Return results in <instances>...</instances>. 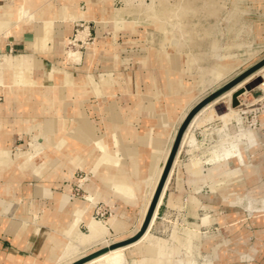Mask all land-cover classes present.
I'll return each instance as SVG.
<instances>
[{
    "label": "bare ground",
    "instance_id": "obj_1",
    "mask_svg": "<svg viewBox=\"0 0 264 264\" xmlns=\"http://www.w3.org/2000/svg\"><path fill=\"white\" fill-rule=\"evenodd\" d=\"M240 1L241 0L234 1L233 9H232L233 11L231 12V15L232 16L237 15L238 19L242 17V14L240 15L241 11L236 10V7ZM133 2L134 0H125V3L128 8V9L126 8L125 10L129 14L131 13H137L139 15L144 14L147 17V19L151 20V21H147L149 22V25L154 26L155 24H159V28L164 31L166 30L165 23L169 22V25L172 26L173 28L172 30L174 32L173 36L171 35L169 36L170 38L172 37L173 39L172 40L173 42H171L170 40V42L172 43L171 45L173 44L177 46L183 45L184 47L183 42H181L182 39L180 40L179 43L180 37L178 38L177 37L178 35L175 34L176 33L174 31L175 29L182 30L181 35L186 36V38L188 39L186 42L187 46L185 45V47H189L190 45L198 41H199L198 46H201L200 44L203 43L202 38L198 37L199 31L198 32L192 31L195 30V28H197L196 26L194 27V29H191V27L189 28L188 27L189 25L187 26V24H186L187 27L184 26L185 24V23L183 24L184 20L181 23L180 21L175 19V17L176 18L180 17L179 13H181L182 15V13L184 12L186 13V11H190L191 2H187L190 3L189 6V4L179 5V3L181 4L183 3L180 1L178 4H176L177 2H175L174 5H171L168 3V0H151V3L149 4H145L146 2L144 3L143 0H140V3L137 5L136 8L134 7ZM101 7L107 11L104 5L103 6L101 5ZM132 7H134L137 10L133 12ZM217 8L220 9V7L218 6L216 7V9ZM217 10L215 11L217 12ZM89 12L90 11H88L87 13L86 12L82 13L80 15L90 16L91 14L88 15ZM185 13L183 15H186ZM186 16L187 17L183 16L182 18L185 19L189 18L188 17L189 13ZM14 19L16 18H13V10L11 8L3 9L2 12H0V41L5 37L9 38L10 41H13L15 36L20 35L22 37V41H24V44L30 47L32 53L26 56L17 55L14 58H8L6 54L2 55L4 56L2 68H4V70L7 72H11V74L9 76L10 79L6 78L7 80H10V82H8L7 84L6 79H4V75L1 76L2 70L0 69V82L4 85L5 88H10L9 90L10 92H13L12 94L13 96L11 97H16V94L20 91L17 88H19L20 86L19 84H23V72L36 67L34 62L32 61V58L34 57V55H36L35 54L37 50L36 48H39L40 50L37 51H40V53H42L46 47V43L49 42L50 39H52L54 42L57 40L59 44H64V42L60 38L62 36L59 34L60 32L58 33L59 35H57L56 33L54 34L52 32L53 30L50 22L44 21L39 25H35L32 12L28 10L26 7H24V5L19 12V18H17V20ZM236 22H238V20ZM135 24H140V22H136ZM243 25H246V23H243ZM104 26L105 25L102 24L103 28ZM246 26H247L246 27L247 30H249V28L251 27L248 24ZM233 31H234V26L233 27L230 26V28H228L227 34H231ZM52 34L54 35L52 36ZM216 34H214V36L212 37L213 39L211 40V42H213L214 45L215 42L217 41L218 42L220 41L221 43L224 41L223 40L224 38L222 39L223 40L222 41L217 37ZM100 43H101V47L99 51L96 49L95 46L88 47L87 50L88 56L95 55L97 57L99 54L103 53L102 45L104 44V42L100 40ZM245 45H246L245 40H242L240 42H230L229 40L225 43L223 42L221 47L214 46L213 49L215 51L220 50L222 53H226L233 48L240 49ZM163 46H165V44H163ZM152 52H153L152 53V57H153L154 51ZM164 52H166L167 58L163 57L159 52V59H160L159 62H161V64L167 65L168 62H171L174 59H176V57H174L173 55L174 54L173 52H171L170 50L169 52L167 51V47L164 48ZM259 52L260 51L255 52L253 49L252 50L248 49L246 52L247 58L244 59L246 61L243 60L241 61L237 60L238 62L236 60L228 61L225 60V57H229V56L220 57L218 63H221L224 66V69L229 72V74L226 75L224 71L214 67L212 73L209 75L208 80H205V78H203V80L199 84V86H202L203 89L200 90L198 94L196 93L194 98L186 102H184V100L179 101L180 103L183 104V108L182 110L180 109L181 111L177 114L178 116L176 118L174 117L175 119L169 123L168 127L166 124V114H165L168 110L167 106L163 107L159 103H151L149 107L141 106L140 108L137 107L135 110H133L135 112L137 111L138 113H140V115L142 114L145 116L143 117V126L141 131L134 129L131 126L130 121H127L126 123H124V125L120 126L121 123H116L113 117H111V119L108 118L109 122H107V131L105 136L102 134L103 136L101 138H99L95 142H92L91 133H90L92 128V122L90 121V118H88V116L81 115L79 106H76L75 110L73 111L75 118L72 117V120L70 122L71 127L72 125L75 124L76 127L72 128V135L71 133H69L70 137L68 136V134H67L68 138L65 135H62L64 138L62 137V139L60 138L59 142L57 141L58 143L56 142L52 144L48 142L51 138L50 139L47 138L48 139V140L46 139L47 141L44 140L43 136L41 135L42 133L40 132V135L42 137L37 133V136L35 137L33 136L30 138L29 147H27L26 150L21 149L15 154H11L8 148H4L0 146V168L5 169V168L15 167V169L23 175L26 173L28 174L35 173L37 174V176L38 175L42 176L43 179L44 178L50 179L54 176L55 177L60 176L59 178L70 177L71 174L73 173L74 168H80L92 174L93 177L92 180H94L95 182L92 188L84 186L86 181L91 179H88L86 177L85 179L79 181L81 186L84 188V190H86V195L84 200L78 199L75 209L73 210V212L71 211L72 214L75 215L73 221L67 227L63 229L61 228L62 231L60 237L59 235L58 236L53 235L51 237V243L53 247L60 248V250L62 249V254L60 255V259L74 254L77 255L79 251L89 248L93 245H96L97 243H103V247H108L114 244V243H110L109 240L111 238L108 240L107 236L110 234V229H114L116 232H118L121 229L120 227L121 224L117 218V215L121 209L130 208L131 212L136 210L139 211V214L137 215L140 217L138 226L132 229L133 230L132 235L135 234V231H137L140 228L148 212V209L151 205L154 193L157 189L158 183L160 181V178L168 161L169 155L171 153L174 141L176 139L179 128L181 127L183 121L186 119L190 111L198 103H200L203 99H205L208 95L217 91L218 89H220L221 87H223L224 85H226L227 83H229L230 81H232L233 79H235L236 77L247 71L248 69L246 68V65L250 64L252 65L251 67H253L259 61L264 59V54L259 55ZM66 54L68 56H74L75 60L80 61V57H81L80 53L67 51ZM142 61L144 65L148 60H142ZM42 67H43L41 73L42 78L40 80H42L41 84H43L45 87L51 88L49 87L50 84L51 85L61 84L65 80L66 81L69 80V82L74 83L73 76L71 77L70 80L69 73L64 74L62 72L59 73V75H56L54 71L55 69L51 67L50 64L47 63L46 66H42ZM86 77L87 80L84 83L77 84L75 82L78 85L76 86V88L78 90V94H77L78 99L80 100H82L83 97H86L89 93L91 94L101 93V88L103 89V87L105 88V90H107V94H109V96L111 92L114 91V89H116V87H114V85L112 84V82L115 81L112 72L101 73L99 76L100 80L98 81V83L95 84H92V80L90 79V76H86ZM173 78H174L173 82L176 83L177 76H174ZM257 78L261 79V81L256 88L264 89V65L258 68L256 71H254L252 74L247 76L242 81L238 82L230 90L224 92L220 97H218L211 103L203 106L191 118L181 138L179 148L173 160V164L167 176L160 198L157 202L149 227L146 230V232L142 235V237L133 244L118 247L113 250H109L108 252L94 258L93 260L89 261L86 264H165V262L167 261H169L170 263V261L173 259V256H175L177 249L180 250L182 248L185 251L187 259H180L177 261V264H197V261L192 257L193 250L197 249V253H200L199 252L200 248L202 249V247L207 244L215 246L216 257L214 258H216V261L221 260L224 254L223 256H221L219 253L220 251L218 250L220 249L219 242L209 243L207 240H203L200 233V226L197 223L189 226L191 228L188 229L185 228L181 230L182 232L181 234H176V231L178 230L174 229L173 234L171 235V241H168L162 237H154L151 234V229L155 224V221L159 214V209L164 201V196L167 192L169 183L172 178L173 170L175 169L176 166V160L179 154V150L182 148L183 144L187 142V140H188V147L191 148L189 152L192 153V151L195 149L198 151L199 149H203L202 142L200 143L195 138H189L188 136L189 131L194 126H202V125L209 126V124L212 125L208 127V129L203 131V134L205 136L203 137L205 138V140L210 141L208 145L209 147L207 146L208 148L206 147V149H204L205 151L202 152V154L204 153L203 156L199 154L198 155L192 154L191 157L189 158V161L187 163L185 162V164H182V166L179 168V169H186V172H188L190 175H192L195 178L191 180L193 195L188 197L189 200L188 203L192 207L193 215L196 218H199L198 211L201 208L206 209L210 207L209 204H206L207 202L203 203L201 201V197L199 193L201 192V189L204 187L203 185L206 186L209 185L210 193L201 196H203L204 198L217 199L219 195H222V199H224L225 197H227L228 195L227 193L230 194V192L228 191L225 194L224 191L222 190L227 191V188L229 187V183L232 182V180L236 179L239 182V180H241V175L244 171L247 170L249 171L247 175L248 179H250L251 176L250 174L251 169H252V173L256 172V168H254L253 166H251V164H249L250 162L248 158V152L256 151L255 147L259 145V138L263 134H261L258 129L250 128V127L246 128L243 125L244 119L242 118L240 111H238L234 106L236 105L237 101H239L238 96L240 93H242V96H245L248 92H250L246 89V85H248L250 82H252ZM87 83H89L91 87H89ZM119 85L120 84H118L117 89L119 88ZM208 86L210 87L207 88ZM13 88L15 89V91H17V93L14 92ZM17 96L21 98V93H18ZM44 97L46 100L47 96L45 95ZM222 99H226L224 102H222L226 104V107L225 110L219 112L216 109L217 108L216 106L219 103V101ZM104 100L106 101V98ZM80 103L81 101L77 102L75 105H78ZM107 109L108 107L100 108L101 111L102 110L106 111ZM157 111L161 113L159 117L160 119H158L157 124L159 122H162V125L158 124L156 126V132L154 134H150L151 129H149L148 126L149 124L152 125L153 122L155 123L154 113ZM108 112H110V109H108ZM73 114L71 115L73 116ZM66 118H68V116H66ZM234 122L238 124V127L240 129L237 134H232L230 132V125L234 124ZM116 124L118 127V139L116 140V143L119 145L120 148L119 155L122 156L131 155L129 162H125V163L121 162V160L119 159L120 157L118 158V153H116V151L113 149L112 144L114 143L111 142L114 140H112L111 138V133L113 132L112 129L113 126H116ZM30 128L32 129V126H30ZM210 130L212 131L211 133L208 132ZM81 138L87 141H91L92 143L86 145V147L83 146L82 148H80L79 151H77L78 149L77 145H79V143H77V140ZM131 139L133 141L129 144ZM66 140H69V142H71L70 143L71 145H67ZM138 143L139 146L137 148ZM92 144L93 145L96 144L97 146V150L94 153L92 150L94 146ZM132 144H134L136 148H132L131 147ZM201 151H199L200 154ZM91 152L92 155L94 154L93 155L94 160L92 162H89L88 157L90 156ZM38 157H40V159H38ZM232 163H236L237 165L235 167H232ZM206 164H208V166L210 165V167L206 168L205 167ZM65 166H67L68 169H70V172L68 174L64 173L63 167ZM204 171L207 172L204 173ZM16 173L17 172H15V174ZM199 182H201L203 185H200ZM226 182L227 184H225ZM47 185L49 184L47 183ZM177 185H178L177 189L179 193L172 192L170 194L169 199L167 200L169 208L173 207L174 205L176 206L178 204L180 205L183 204L181 199L184 189L182 186V179L179 175H178ZM235 199H236V203L243 206L244 209L248 211L250 210V212L256 209L259 210L264 209V205L255 206V202L258 200L254 201L252 198L248 197L247 194L243 197L237 196ZM101 201H103L105 204H108L113 208V214L105 222L96 220L91 215V212L94 209L95 205ZM115 202L118 203V206L114 205ZM85 219L87 221V227H88L87 233L78 230V225L81 223V221ZM147 244H149L148 246L152 247L150 248L152 249V251L148 252L146 246ZM217 247L219 248L217 249ZM147 254L148 256L146 257ZM81 258H83V256L78 255L76 261ZM60 259L58 261H60ZM213 260L212 261L209 260V262L204 261L202 264H214L215 260L214 263ZM71 263H73V261L69 262L68 264Z\"/></svg>",
    "mask_w": 264,
    "mask_h": 264
},
{
    "label": "rangeland",
    "instance_id": "obj_2",
    "mask_svg": "<svg viewBox=\"0 0 264 264\" xmlns=\"http://www.w3.org/2000/svg\"><path fill=\"white\" fill-rule=\"evenodd\" d=\"M143 1L144 3L146 2L145 4L151 3V0H143ZM179 1L186 4L183 3L181 4L179 3ZM184 1L168 0V3L174 5L175 2H177L176 4L179 3V5L189 4L190 6V3L187 2H191L190 11H186V13L184 12L186 15H188L189 13L188 16L189 18L187 19L182 18L183 16L185 17L187 16L183 15L184 13H182L183 16L181 15V13H179L180 17L179 18L175 17V19L180 21L181 23L184 20L183 22V24L185 23L184 26H186L187 24V26L189 25L188 27L189 28L191 27V29H194L195 26L197 27L195 28V30L192 31L193 32L199 31L198 37H201L203 40V43L200 44L201 46H198L199 44L198 41L196 42L197 44L194 43L190 45L191 47L189 45H188L189 47H185V45L187 46L186 42L188 39L186 38V36L181 35L182 30L180 29H175L174 31L176 32L175 34L178 35L177 37L178 38L180 37L179 43L180 40L182 39L181 42H183L184 47L183 45L182 46H177L175 44H173L175 46L171 45L173 39L172 37L170 38L169 36L170 35L173 36L174 32L172 30L173 29L172 26L169 25L168 21H167L168 23H165L166 25L165 31L159 28V24H155L154 26H151L149 25V22H147L151 20L147 19V17L144 14L142 15H139L137 13L129 14L125 10L127 8L125 0H0V10H1L0 12H2L3 9L11 8L13 10V18H16L14 20H17V18H19V12L24 5V7H26L28 10L32 12L35 25H39L44 21L50 22L53 30L52 32L54 34L56 33L57 35L59 34L62 35L60 38L64 42V44H59V42L57 41L54 42L52 39H50L48 44H46V47L43 50V52L36 53V55H34L32 61L34 62L36 67L23 72V84H19V85H27L30 86L31 88L45 87L43 84H41L42 80L40 79L42 78L41 76L42 73L41 71L43 68L42 66H46V63L52 65L56 64L54 66L50 65L55 69L54 71L56 75H59V73L62 72L64 74L69 73L70 80L73 74L75 76L78 75L77 77H75L76 79H78L76 81L77 84L84 83L87 80L86 76H90V79L92 80V84L98 83V81L100 80L99 76L101 73L112 72L115 80L112 82V84L114 85V87H116V89H114V91L111 92L110 96L109 94H107V90H105V88L103 87V89L101 88V93L99 94L89 93L86 97H84L82 104L79 107L80 110H82L81 115L88 116V118H90V121L92 122V128L90 132L92 142H95L103 135L105 136L107 131V122H109L108 118L111 119V117H113L116 123H121L120 126L124 125V123H126L127 121H130L132 126V121L139 119V122H135L134 125L136 126V128H138V131H141L143 126V117L145 116L142 114L140 115V113H138L137 111L135 112L133 110H135L137 107L140 108L141 106L149 107L151 103H159L163 107L167 106L168 110L165 114H166V124L168 127L169 123L178 116L177 114L183 108V104L180 103L179 101L184 100V102H186L194 98L196 93L198 94V92H200V90L203 89V87L199 86V84L201 83L203 78H205V80H208L209 75L212 73L214 67L224 71L226 75L229 74V72L224 69V66L221 63H218L220 57L229 56V57H225V60L228 61L229 60L246 61L244 59L247 58L246 52L248 49L251 50L253 49L255 52L260 51L259 55L264 54V0H241L236 7L237 11H241L240 15L242 14V17L240 19H238L237 15L234 16L231 15V12L233 11L232 10L233 3L235 0H184ZM139 3L140 0H134L133 2L134 7L136 8ZM101 5L102 6L104 5L107 11L104 8H102ZM217 6L220 7V9L217 8L218 9L217 10L216 9ZM134 7H132L133 12L137 10ZM215 10H217V12ZM88 11H90L88 13V15L91 14L90 16L80 15L85 12L87 13ZM237 20L238 22H236ZM136 22H140V24H135ZM243 23H246V25L248 24L251 26L249 30H247L246 28L247 26L243 25ZM102 24L105 25L104 28L102 27ZM106 24L107 26L109 25V27H107ZM230 26L232 27L234 26V31L231 34H227L228 28H230ZM60 28L62 30H60ZM215 32L218 33L216 34ZM223 33L224 35L225 34L226 35L224 36ZM54 34H52V36ZM214 34H216L217 37L221 40L224 38L223 39L224 41L222 40L224 43L229 40L230 42H240L242 40H245L246 45L240 49L233 48L226 53H222L220 50L215 51L213 49L214 46L221 47L223 42L221 43L220 41L219 42L217 41L215 42L214 45V43L211 42ZM5 39L7 41H10L9 38L7 37L3 38L0 41L1 46H3V40ZM16 39L22 40V37L18 35L15 36L13 40L15 41ZM100 40L104 42L102 46H103V51L106 53L105 54L101 53L97 57L95 55L88 56L87 50L89 46H95L96 49L99 51L101 47ZM163 44H165V46H163ZM165 47H167L168 52L170 50L171 52L174 53L173 55L174 57H176V59H174L171 62H168L167 65L161 64V68L164 71L162 72L163 76H161L162 74H160V72L157 73H155L154 71L148 72V74L149 73L152 74V78L158 81L159 84L154 83V87H152V89L150 87V89L148 88V91H146L147 90L146 85L150 84V80L148 79L143 80L144 76H146L145 74L147 73L145 67L151 65L150 62L153 58L152 51H154V57L156 59L155 69L159 70V63H158L159 60L157 59H159V52L163 57L167 58V54L166 52H164ZM25 49L29 51V49L27 48ZM36 49L40 50L39 48ZM4 50L5 49L3 48L2 55L8 54ZM23 50L24 48L22 45H15L13 52L10 53L11 55L10 54L8 55L16 56L20 54L25 55L32 53L31 51L23 52ZM67 51L80 53L81 55L80 61L75 60L74 56H68L66 54ZM40 57L42 59H40ZM0 58H1L0 69L4 70V68H2V63L4 61V58L3 57ZM53 59L55 61H53ZM142 60H148V61L143 65ZM251 66L252 65L250 64L246 65V68L249 69ZM139 68H141V70ZM38 71H40V74L36 75L35 72L38 73ZM10 74L11 72H5L4 76H7V79H10L9 77ZM137 74L141 75V77H139L141 78L140 80L139 78H137L138 77ZM174 76H177L176 83L173 82ZM160 78L162 79L161 81ZM7 79H6L7 81L6 83L8 84L10 80ZM138 80H139V85L137 84L138 85L137 88L136 81ZM65 81L64 82L62 81L63 83H61V85L66 83V85H68L67 86L68 88L66 87V89L69 91V93L68 94L63 93L64 91L62 90V87H60V84H53V85L50 84L49 87L52 88L51 90L52 93L49 94L50 96L47 95L50 98L48 103L54 104L57 103V101H61V100L63 101L64 99L69 98L68 100H64V102L66 103V106L69 109L71 108L72 110L77 97L76 94H73L72 92V87L75 84L74 83L70 84L69 80L66 82ZM118 84L120 85L119 88L117 89ZM87 85L91 87L89 83H87ZM209 87L210 86H208L207 88ZM135 89H139V93L137 92L133 96L132 91ZM249 93L250 92H248L245 96H242V93H240L238 96V100L241 102H242L241 100L242 98L245 99V105L242 106V108L245 110L248 109L247 104L252 101V96ZM259 94L260 92H256L254 93L253 96L258 97ZM105 98L106 101L104 100ZM132 100H134L135 102L133 106L129 108V110L123 108L126 107L127 105H132L133 103ZM225 100L226 99H222L217 104L216 109L219 112H220V108H219L220 106L225 105L226 107V104L222 103ZM239 101H237L236 105L234 106L238 111H239V106H238ZM102 107H106V108L108 107V109H110V112H108V109L106 111L105 110L101 111L100 108ZM255 107L256 106L250 107V109H254ZM42 110L43 112H48V107L45 105V108L43 107ZM72 111L71 114H73ZM62 112L64 113V117H65L64 109L62 110ZM63 113L60 115V118H63L62 116ZM55 114L58 115L59 114L58 111H56ZM118 116H120L121 118ZM249 118L251 119V117ZM60 121H57L56 123L52 121L50 123L44 124V127L42 126V123H40V121L37 122L36 124H32L31 125L32 129L35 130L36 134H33L31 137L37 136V133L38 135H40L41 132L42 133L41 135L43 136L44 140H46L47 138L49 139L51 138L48 142L52 144L56 143L57 141L59 142L60 138L62 139L63 137L62 135H65L67 138L68 136L70 137L69 133H71L72 135V128H75L76 124L72 125L71 127L68 118H66L65 121H61V123ZM158 124L162 125V122H159ZM210 126L212 125L209 124V126L208 125L194 126L188 133L189 138H195L200 143L201 142L203 143L202 145L203 149H199V151L202 150L201 154L196 149L193 150L192 153L189 152L191 148L188 147V140L183 144L182 148L179 150V154L176 160V166L175 169L173 170L171 181L169 183L167 192L164 196V201L162 203L159 216L156 219L157 220L155 221L156 224L155 226L153 225L154 227L151 231V234L154 237H162L168 241H171V235L173 234L174 229L178 230L176 231V234H181L182 233L181 230L185 228L186 229L191 228L189 226L197 223L200 226V233L202 239L207 240L209 243L214 242V239L216 238L215 234H209V235L207 233L204 234L201 230V227L203 225L211 224L213 221L211 214L208 212L209 209H213L210 205H209L210 207L206 209L201 208L206 213L204 214L203 217H201L199 214V218H196L193 215L192 207L189 205V203H187L189 207L188 206L186 207L188 209V212L186 211V209L183 210L184 204L182 205L178 204L176 206L174 205L173 207L169 208V209H173V211H169L166 208L167 198L170 192L173 191V189L175 188L176 182H178V175L181 177L183 181L195 179L192 175L186 172V169H179V168L182 166V164H185V162L187 163L189 161V158L191 157L192 154L195 155L199 154L203 156L204 153L202 154V152L205 151L204 149H206V147L210 143V141L205 140L203 131L208 129V127ZM112 129L113 132L111 133V136H114L115 138L114 133L115 134L117 133L118 127L113 126ZM239 130L240 129L236 124V122L230 125V132L232 134H237ZM258 130L260 133H264V131L260 129ZM155 132L156 129L153 132L150 130V134H154ZM208 132L211 133L212 131L210 130ZM29 141L30 139L26 142V144L23 147H19L15 152H13L8 147L6 148H8L11 151V154H15L20 149L26 150V148L29 147ZM92 142L84 140L82 138L78 139L77 143H79V145H77L78 146L77 151H79L80 148H82L83 146L86 147V145L91 144ZM66 143L67 145H71L70 144L71 142H69V140H66ZM111 143H114V141H112ZM93 146L94 147L92 150L94 153L97 150V146L96 144H94ZM138 146L139 143L137 145V148ZM131 147L136 148L134 144H132ZM115 151L118 153V158L120 157L119 159L121 160V162L125 163L130 161L131 155L128 156L119 155L120 151L118 145H116ZM93 155L91 152L90 156L88 157L89 162H92L94 160ZM250 156L253 157L251 154ZM40 157H38V159H40ZM257 157L260 156L257 155L253 159L251 158V160L249 161L250 162L256 161ZM64 168H68V167L67 166L63 167V170ZM68 171L70 172V169H68ZM73 171H74V178L78 180L77 186L73 191L74 196L80 200H84L86 192L84 188L81 186L79 181L85 179L86 177L88 179H92V174L80 168H74ZM247 171H244L242 173L241 180L238 179L239 182L242 183L246 180ZM202 190H203L202 193H206L209 191V188L205 187ZM228 191L229 190H227L226 192ZM229 192L230 194L227 193L228 194L227 197H225L223 200H227L228 204L231 205V208H233L234 206L238 208H244L243 206L236 203L235 198L237 196L243 197L246 194H238L233 190ZM191 195H193V192L190 193L189 197ZM253 198L255 199L257 197H253ZM94 208H95L94 218L99 221L105 222L113 214V208L108 204H105L104 202H99L98 204L95 205ZM133 212L136 215L139 214L138 210ZM186 214L195 217L197 220H201L202 223L201 222L199 223L198 221L192 222L193 221L192 219H190V222L187 221ZM79 225H78V230L80 231ZM130 236H132V232L130 233ZM109 241L110 243H115L121 240L111 241L110 239ZM96 245L97 246L93 248L91 252H95L98 249H101V247H103V243H97ZM148 245L149 244L146 245L147 250L148 252H150L152 251V249H150L152 247ZM209 246L213 250L212 254H203L201 248L199 250L200 253H197V249L193 250L192 257L197 261V264H202L204 261L206 262H209V260L212 261L213 258L216 257L215 246L210 244ZM218 248L219 247H217V249ZM147 256L148 254L146 255V257ZM180 259H187L183 248L180 250L177 249V252L175 256H173V259L170 261V263L169 261H167L165 262V264H177V261ZM214 260L216 261V258Z\"/></svg>",
    "mask_w": 264,
    "mask_h": 264
},
{
    "label": "crops",
    "instance_id": "obj_3",
    "mask_svg": "<svg viewBox=\"0 0 264 264\" xmlns=\"http://www.w3.org/2000/svg\"><path fill=\"white\" fill-rule=\"evenodd\" d=\"M107 27H109V25ZM60 30L62 29L60 28ZM46 44H48V42ZM15 45H22L24 48L23 52L31 51L30 47L24 44V41L21 39H16L15 41L13 40L11 42L5 39L3 40V46L0 47V57L4 58V56H2L3 48L5 49L4 51L6 53L10 54L13 52ZM25 48L29 49V51ZM36 53H40V51H36ZM103 53L105 54L106 52L103 51ZM8 54H6L8 58H14L17 56H10L11 54ZM26 55L28 54H20L18 56ZM40 59L42 58L40 57ZM157 60L160 61V59ZM53 61L55 60L53 59ZM159 61V70L155 69L156 59L154 56L152 58L151 65L145 67L147 73L145 74L146 76H144L143 80H150V84L146 85V91H148V88L150 89V87L152 89V87H154V83H159L158 81L154 80L152 78V74H148V72L154 71L155 73L160 72V74L164 72L161 68V62ZM54 65L56 64H53L52 66ZM139 69L141 70V68ZM4 71L5 70H2L1 76L7 72ZM35 74H40V71H38V73L35 72ZM73 76L75 85L72 87V92L77 96L75 104L81 101V103L78 105L74 104L72 108L74 111L76 106L80 107L83 99H78L77 95L78 90L76 86L78 85L75 82L78 79L75 77L78 75L75 76L73 74ZM137 76V78L141 77L139 74H137ZM161 76H163V74ZM6 78L7 76H4V79ZM140 79L141 78H139V80ZM139 80L136 81L137 88L139 85ZM161 80L162 79L160 78V81ZM71 83L73 82H70V84ZM0 85V146L4 148L8 147L13 152L17 151L19 147H23L35 133V130L30 128L32 124H36L40 121L42 126H44V124H47L48 122L50 123L52 121L54 123L60 121L61 119V121H65L66 116H68L70 123L72 117L75 118L74 114L73 116L71 115V108L69 109L64 102V100H68L69 98H66L63 101H57V103L54 104L48 103L50 99L48 96H50L49 94L52 93V88H31L27 85H20L19 88H17L20 90L18 93H21V98H19L17 96L18 93L14 88L13 90L17 94L16 97H11L13 96V92L9 91L10 88H5L1 82ZM67 86L68 85H66V83L62 85L60 84V87H62V90L64 91L63 93H69V91L66 89ZM132 92L134 96L137 92L139 93V89H135ZM45 95H48L46 100L44 97ZM132 101V105H127L123 108L129 110V108L133 106L135 102L134 100ZM45 105L48 107V112H43L42 110L43 107L45 108ZM219 108L220 112H222L225 109V105L220 106ZM63 109L65 112V117L64 113L62 112ZM56 111H58V115L55 114ZM62 113L63 118H60ZM160 115L161 113H159V111L154 113L155 123L153 122L152 125L149 124L150 127L148 126L152 132L156 129ZM69 117L71 118L69 119ZM135 122H139V119L132 121V126L134 129L138 130V128H136L134 125ZM261 134L263 135L259 138V145L256 147V151L248 152L249 160H251V158L253 159L257 155L260 156L257 157L256 161H249L251 166L256 168V172L252 173L251 169L250 179H248L246 176V180L242 183L234 179L229 183V187L227 188V190H233L238 194H247L252 199H254L253 197H257L254 199V201L258 200L255 202V206L264 205V133ZM114 135L115 138L114 136H111V138L114 140L113 149L115 150L116 145H118L116 143V140L118 139V130L116 134L114 133ZM132 141L133 140L131 139L129 144ZM250 154L253 157H251ZM236 165V163H232V167H235ZM205 167L208 168L210 165L208 166V164H206ZM15 170V167L5 169L0 168V264H68L71 261H76L78 255H82L83 257L89 255L90 253L88 252H91L97 245H93L89 248L81 250L77 255L74 254L60 259L62 249L60 250V248H54L51 243V237L53 235H59L60 237L62 229L67 227L75 217L72 212L76 207L78 198L74 196L73 191L77 186L78 180L74 178V171L70 177L59 178V176L52 177L50 179H43L42 176H37L35 173H26L23 175L19 171ZM13 171L17 172V175ZM64 172L68 174V168H64ZM206 172L207 171H204V173ZM248 173L249 171H247V175ZM47 183L49 185H47ZM94 183L95 182L92 179L87 180L84 186L92 188ZM199 184L203 185L201 182H199ZM225 184H227V182ZM191 185V180H182L184 192L182 194L181 200L184 204L183 210L186 209L187 212L188 209L186 207L188 206V197L192 192ZM177 186L178 185L176 182V186L173 191L170 192V194L172 192L179 193ZM203 186V188L208 187L209 191L202 193V188L199 194L201 201L203 203L207 202L206 204H209L213 208L208 210L213 221L211 224L203 225L201 230L204 234L207 233L208 235H216L214 242L220 243L219 253L222 256L224 254L221 260L215 261L214 264H264V209H256L252 212H249L244 208H238L236 206L231 208V205L228 204V201L222 199V195H219L217 199L204 198L201 195L209 194L210 187L209 185ZM222 191H224L226 194L225 190ZM169 196L167 200L169 199ZM114 205L118 206V203L115 202ZM166 208L169 211H173V209H169L168 201H166ZM160 210L161 207L159 209V213ZM94 211L95 208L91 212L93 217ZM205 213L206 212L204 210H199L201 217H203ZM186 216L187 221L189 222L190 219H192V222L198 221L199 223H202L201 220H197L191 215L186 214ZM117 218L121 224V229L118 232H116L114 229H110V234L107 236L108 239L111 238V240L114 241L129 237L130 233L133 231L132 229L138 226L139 223V217L131 212L130 208L121 209L117 215ZM79 229L81 232H88L86 219L81 221ZM201 250L203 254H212L213 252L212 248L208 244L203 246ZM59 259L60 261H58Z\"/></svg>",
    "mask_w": 264,
    "mask_h": 264
},
{
    "label": "water",
    "instance_id": "obj_4",
    "mask_svg": "<svg viewBox=\"0 0 264 264\" xmlns=\"http://www.w3.org/2000/svg\"><path fill=\"white\" fill-rule=\"evenodd\" d=\"M264 65V59H262L261 61H259L257 64H255L253 67H251L250 69H248L247 71H245L244 73H242L241 75H239L238 77H236L235 79H233L232 81H230L229 83H227L226 85H224L223 87H221L220 89H218L217 91L211 93L210 95H208L205 99H203L200 103H198L188 114V116L186 117V119L183 121L181 127L179 128L178 134L176 136V139L174 141L171 153L169 155L168 161L166 163L165 169L162 173V176L160 178V181L158 183L157 189L154 193L151 205L148 209V212L140 226V228L135 231V234L123 239L121 241H118L117 243H114L108 247H103L93 253H90L89 255H86L85 257L74 261L71 264H86L89 261L93 260L94 258L108 252L109 250H113L116 249L118 247H122V246H126V245H130L135 243L137 240H139L142 235L146 232V230L149 227V224L151 222L154 210L156 208L157 202L160 198L161 192L163 190V187L165 185L167 176L169 174V171L171 169V166L173 164V160L175 158V155L177 153V150L179 148V144L181 141V138L183 136V133L185 131V129L187 128L191 118L205 105L211 103L212 101H214L215 99H217L218 97H220L224 92L230 90L234 85H236L238 82L242 81L243 79H245L247 76H249L250 74H252L254 71H256L258 68H260L261 66ZM261 79L257 78L255 80H253L252 82H250L248 85H246V89L248 91H251L253 89H255L257 87V85L260 83Z\"/></svg>",
    "mask_w": 264,
    "mask_h": 264
},
{
    "label": "built area",
    "instance_id": "obj_5",
    "mask_svg": "<svg viewBox=\"0 0 264 264\" xmlns=\"http://www.w3.org/2000/svg\"><path fill=\"white\" fill-rule=\"evenodd\" d=\"M256 92H260L258 97L253 96ZM249 94L252 96V101L247 104L248 109L245 110L242 108V106L245 105V99L242 98V102L239 101L238 104L240 114L245 120L243 125L245 127H253L264 131V89L255 88L251 90ZM254 106H256L254 109H250V107ZM249 117H251V119Z\"/></svg>",
    "mask_w": 264,
    "mask_h": 264
}]
</instances>
